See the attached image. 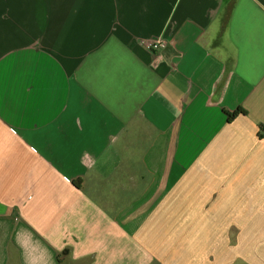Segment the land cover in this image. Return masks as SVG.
I'll use <instances>...</instances> for the list:
<instances>
[{
  "label": "crops",
  "instance_id": "crops-1",
  "mask_svg": "<svg viewBox=\"0 0 264 264\" xmlns=\"http://www.w3.org/2000/svg\"><path fill=\"white\" fill-rule=\"evenodd\" d=\"M0 264H264V0H0Z\"/></svg>",
  "mask_w": 264,
  "mask_h": 264
},
{
  "label": "built area",
  "instance_id": "built-area-1",
  "mask_svg": "<svg viewBox=\"0 0 264 264\" xmlns=\"http://www.w3.org/2000/svg\"><path fill=\"white\" fill-rule=\"evenodd\" d=\"M142 44L145 48L154 52L160 51L167 47V42L161 38L145 39L142 41Z\"/></svg>",
  "mask_w": 264,
  "mask_h": 264
},
{
  "label": "trees",
  "instance_id": "trees-1",
  "mask_svg": "<svg viewBox=\"0 0 264 264\" xmlns=\"http://www.w3.org/2000/svg\"><path fill=\"white\" fill-rule=\"evenodd\" d=\"M240 114H245V112H243V111H237V112H234L233 114L229 115V117L231 119H234L235 117H237Z\"/></svg>",
  "mask_w": 264,
  "mask_h": 264
}]
</instances>
